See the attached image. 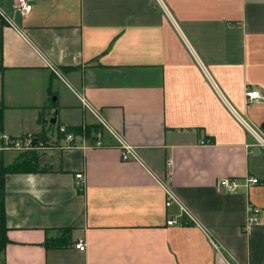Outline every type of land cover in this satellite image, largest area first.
I'll use <instances>...</instances> for the list:
<instances>
[{"label": "crops", "instance_id": "obj_1", "mask_svg": "<svg viewBox=\"0 0 264 264\" xmlns=\"http://www.w3.org/2000/svg\"><path fill=\"white\" fill-rule=\"evenodd\" d=\"M14 13L0 28V133L97 125L103 144L77 136L5 174L0 264H264V146L250 130L264 136V0H34ZM247 89L262 98L247 103ZM0 151L4 165L22 153ZM222 177L239 187L217 189ZM64 229L66 246L45 247Z\"/></svg>", "mask_w": 264, "mask_h": 264}, {"label": "built area", "instance_id": "obj_2", "mask_svg": "<svg viewBox=\"0 0 264 264\" xmlns=\"http://www.w3.org/2000/svg\"><path fill=\"white\" fill-rule=\"evenodd\" d=\"M2 1L0 0V20L4 21V24L2 25H10L11 24V19L9 15L3 10L2 8ZM33 1L34 0H12V7L14 12H17L18 14L22 16H27L32 8H33ZM245 96L247 99V103L253 102L260 100L262 97L259 93L258 90H246ZM250 128V127H249ZM66 126L65 124H60L58 126V131L63 133V136L59 139V142L63 143L64 147H69L72 146L76 137L73 133L71 132H66L65 131ZM250 130L255 134L256 138L258 139V142L264 146V136L259 135L256 133L252 128ZM25 136V135H23ZM9 137L8 135H5L3 133H0V150L2 149H7V148H14L17 149L21 152L28 151V150H39L38 146L36 145L35 141H32L31 139L22 141L21 137ZM56 138V137H55ZM57 139V138H56ZM103 143L100 140H95L93 142V146H101ZM200 145H207L210 144V140L208 139H202L199 142ZM37 146V147H36ZM121 159L122 160H127L128 159V148L127 146H124L121 149ZM77 179V185L81 187V185L84 182V176L82 173H77L75 175ZM244 185H248L250 183H257L258 179L257 178H244L243 179ZM240 185V180L237 178H229V177H222L217 180L216 182V187L219 190H224V191H235ZM171 195H167L166 200H165V206L169 207L171 205L172 199ZM183 211V209H181ZM259 212V209L256 207H249V218L247 223L244 226L245 230H249L257 221L256 215ZM178 217H171L167 220L168 225H178L182 224L181 220L177 219ZM76 248L79 249L80 251H84L86 248V244L84 241L80 240L76 243Z\"/></svg>", "mask_w": 264, "mask_h": 264}, {"label": "trees", "instance_id": "obj_3", "mask_svg": "<svg viewBox=\"0 0 264 264\" xmlns=\"http://www.w3.org/2000/svg\"><path fill=\"white\" fill-rule=\"evenodd\" d=\"M4 24V21L0 20L1 25ZM0 52H1V35H0ZM2 72V65L0 64V77ZM1 110V108H0ZM1 117V116H0ZM66 132H71L75 136H83L86 138H92V131L97 132L99 127L97 125H65ZM41 136L45 139V132H40L37 134H32ZM63 136V133L56 130V138L59 140ZM37 150H28L20 153L15 161L10 165H4L2 161V152L0 151V254L3 251L5 245L9 241L7 237V226H6V213H5V193H4V176L9 172H21V171H35L36 168L28 167L27 165L32 164L37 159L36 155ZM69 242V229H64L59 236L54 238L45 239V247L49 248H62L66 246Z\"/></svg>", "mask_w": 264, "mask_h": 264}, {"label": "rangeland", "instance_id": "obj_4", "mask_svg": "<svg viewBox=\"0 0 264 264\" xmlns=\"http://www.w3.org/2000/svg\"><path fill=\"white\" fill-rule=\"evenodd\" d=\"M2 8L9 16L18 17V15L16 13H14V10L12 7V0H3L2 1ZM21 139H22V141H25L28 139L35 141L36 145L39 148V150H37V151H40L42 153L48 149L59 146V141L54 137V135H49L47 132H45V139L42 138L41 136L32 135V134L25 135V136L21 137Z\"/></svg>", "mask_w": 264, "mask_h": 264}, {"label": "water", "instance_id": "obj_5", "mask_svg": "<svg viewBox=\"0 0 264 264\" xmlns=\"http://www.w3.org/2000/svg\"><path fill=\"white\" fill-rule=\"evenodd\" d=\"M263 129H264V127H263Z\"/></svg>", "mask_w": 264, "mask_h": 264}]
</instances>
